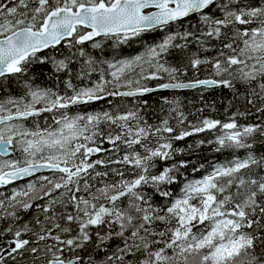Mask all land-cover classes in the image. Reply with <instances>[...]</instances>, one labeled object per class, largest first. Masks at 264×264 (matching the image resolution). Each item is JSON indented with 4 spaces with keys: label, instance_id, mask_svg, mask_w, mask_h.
Here are the masks:
<instances>
[{
    "label": "snow or ice",
    "instance_id": "1",
    "mask_svg": "<svg viewBox=\"0 0 264 264\" xmlns=\"http://www.w3.org/2000/svg\"><path fill=\"white\" fill-rule=\"evenodd\" d=\"M0 264H264V0H0Z\"/></svg>",
    "mask_w": 264,
    "mask_h": 264
},
{
    "label": "trees",
    "instance_id": "2",
    "mask_svg": "<svg viewBox=\"0 0 264 264\" xmlns=\"http://www.w3.org/2000/svg\"><path fill=\"white\" fill-rule=\"evenodd\" d=\"M164 33H150L146 34L143 37V40L148 43H152L154 40L159 41ZM135 41L130 42L129 45L123 46V51L125 55L132 54L135 55L138 53L142 47H138L137 45L134 44ZM90 47V46H89ZM190 51L195 52L196 48L193 47L190 49ZM202 55H210L211 53H201ZM178 57H173L172 62L175 63ZM37 73V82L40 83L42 86H52V80L48 76V73L45 72L43 77H40V69L37 68L36 70ZM207 73L201 72L200 73V78H205ZM193 78V73L192 71L188 72V76L185 78L186 80L192 79ZM155 83V82H151ZM160 96H176L179 99L183 101V106H184V111L185 113H192L193 115L189 116V120L195 121L198 116H208L211 115L215 118L218 119H225L226 118V113H225V108L227 106V100L230 98L231 94L228 90L226 89H208L203 91V97L201 96V90L195 89V90H186V91H165L163 93L159 94H153L147 99H149L150 104L152 105V108L150 111L156 112L158 115H162V113H159V107L160 105L157 103V101L160 99ZM207 105H214L215 110H211L207 107ZM107 107L105 104H98V105H93L92 108L89 110H99L100 108ZM205 108V111L201 114L197 112V109L199 108ZM235 109H231L230 111H234ZM193 139L196 138H189L188 142H191ZM184 142H179V146H183ZM204 156L208 157L209 159L213 158V154L211 152H204ZM199 163V161H197ZM197 176L199 173L196 174Z\"/></svg>",
    "mask_w": 264,
    "mask_h": 264
},
{
    "label": "rangeland",
    "instance_id": "3",
    "mask_svg": "<svg viewBox=\"0 0 264 264\" xmlns=\"http://www.w3.org/2000/svg\"><path fill=\"white\" fill-rule=\"evenodd\" d=\"M162 33H163V32H162ZM143 42H144L143 44H142L140 41H135V42H134V44H135V45H137L138 47H142L140 51H142V50H143V47H144V45H145V44H147V42H146V41H144V40H143ZM136 54H137V53H136ZM48 80H51V78H50V79H48ZM37 83H38V82H37ZM38 84H40V83H38ZM40 85H41V84H40Z\"/></svg>",
    "mask_w": 264,
    "mask_h": 264
},
{
    "label": "water",
    "instance_id": "4",
    "mask_svg": "<svg viewBox=\"0 0 264 264\" xmlns=\"http://www.w3.org/2000/svg\"><path fill=\"white\" fill-rule=\"evenodd\" d=\"M186 90H194V89H183V90H168V91H186Z\"/></svg>",
    "mask_w": 264,
    "mask_h": 264
},
{
    "label": "flooded vegetation",
    "instance_id": "5",
    "mask_svg": "<svg viewBox=\"0 0 264 264\" xmlns=\"http://www.w3.org/2000/svg\"><path fill=\"white\" fill-rule=\"evenodd\" d=\"M21 183H23V182H21Z\"/></svg>",
    "mask_w": 264,
    "mask_h": 264
}]
</instances>
